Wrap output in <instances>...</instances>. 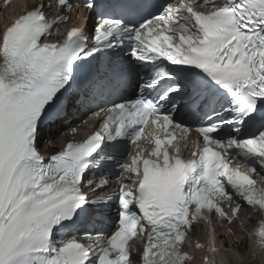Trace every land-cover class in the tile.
<instances>
[{"label": "snow or ice", "instance_id": "obj_1", "mask_svg": "<svg viewBox=\"0 0 264 264\" xmlns=\"http://www.w3.org/2000/svg\"><path fill=\"white\" fill-rule=\"evenodd\" d=\"M84 7L100 17L91 42L77 26L62 41L42 43L68 19L49 21L43 2L0 35V264H132L129 242L138 235L142 264H186L181 247L193 221L209 223L215 252L205 211L232 225L241 201L262 214L254 239L264 250V187L253 179L264 171V0H86ZM98 102L111 104L94 113L99 128L45 161L36 143L45 122ZM149 123L163 133L146 138L150 150L139 143ZM193 124L201 139L184 158L173 141ZM246 127L255 130L245 135ZM113 161L118 190L90 200L84 175ZM114 197L115 231L85 233L88 244L68 234Z\"/></svg>", "mask_w": 264, "mask_h": 264}, {"label": "bare ground", "instance_id": "obj_2", "mask_svg": "<svg viewBox=\"0 0 264 264\" xmlns=\"http://www.w3.org/2000/svg\"><path fill=\"white\" fill-rule=\"evenodd\" d=\"M44 10L47 11L46 8H44ZM9 14L10 13L7 12L6 15H3V17L0 18V23L1 22H4L5 20H7ZM93 122H94V120L92 118H89L84 123H79L77 125H74L73 127L67 128L60 135L56 136L52 142L54 144H57L58 143L57 147L59 148V147H61L62 142L69 135V132L70 131H73V129H75V132H79V131L85 129L89 124H92ZM52 146L53 145H50V144L45 145L41 149V152L42 153H46L48 151H54L53 148H52ZM235 229H236V227H235ZM237 232H239V230H237ZM195 235L196 236H199V234H197V233ZM221 236H223V235L219 234L218 235V238L221 237ZM235 237H238V233L235 235ZM231 239L233 240V237H231L229 239L230 242H232ZM232 244L233 245H231V246L235 247V249L237 250V254H238L237 260H236L235 264H264V257L261 254H258L256 252L252 251L246 245L240 246L238 244H236V245H234V243H232ZM221 252H222V250H221ZM226 252H224L222 254L225 256L226 255ZM223 255H222V257H224ZM241 260H242V262H241ZM233 263L234 262L231 261V264H233Z\"/></svg>", "mask_w": 264, "mask_h": 264}, {"label": "rangeland", "instance_id": "obj_3", "mask_svg": "<svg viewBox=\"0 0 264 264\" xmlns=\"http://www.w3.org/2000/svg\"><path fill=\"white\" fill-rule=\"evenodd\" d=\"M234 247H230V245H224V251L226 252L227 250H229V251H231V252H234V249H233ZM221 253H224L223 251L221 252ZM223 255V254H222ZM224 256V255H223ZM225 257V256H224ZM234 263L233 264H235V261H233Z\"/></svg>", "mask_w": 264, "mask_h": 264}]
</instances>
